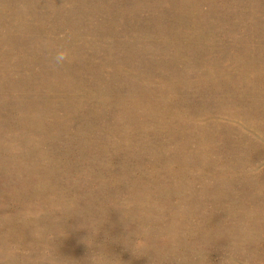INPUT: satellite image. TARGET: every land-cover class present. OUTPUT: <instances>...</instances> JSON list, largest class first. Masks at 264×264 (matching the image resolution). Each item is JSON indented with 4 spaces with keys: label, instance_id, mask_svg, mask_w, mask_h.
<instances>
[{
    "label": "rangeland",
    "instance_id": "obj_1",
    "mask_svg": "<svg viewBox=\"0 0 264 264\" xmlns=\"http://www.w3.org/2000/svg\"><path fill=\"white\" fill-rule=\"evenodd\" d=\"M0 264H264V0H0Z\"/></svg>",
    "mask_w": 264,
    "mask_h": 264
},
{
    "label": "clouds",
    "instance_id": "obj_2",
    "mask_svg": "<svg viewBox=\"0 0 264 264\" xmlns=\"http://www.w3.org/2000/svg\"><path fill=\"white\" fill-rule=\"evenodd\" d=\"M69 60L68 51L62 47H57L55 49V54L52 56L53 66L56 68L63 67L66 62ZM20 249L16 245H10L6 251V255L10 259H15L19 254Z\"/></svg>",
    "mask_w": 264,
    "mask_h": 264
}]
</instances>
